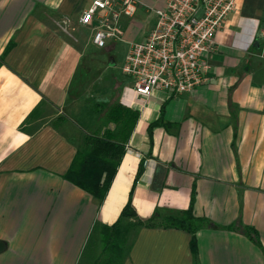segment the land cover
<instances>
[{
    "label": "crops",
    "instance_id": "crops-1",
    "mask_svg": "<svg viewBox=\"0 0 264 264\" xmlns=\"http://www.w3.org/2000/svg\"><path fill=\"white\" fill-rule=\"evenodd\" d=\"M93 1L0 0V264H97L101 230L129 198L142 221L191 205L208 225L195 254L185 231L141 228L121 264H264L236 229H253L264 251V0H235L206 59L209 81L190 94L138 96L120 70L108 104L138 118L102 202L63 179L83 132L66 113L91 71L89 47L115 59L145 40L165 0H138L122 41L104 49L78 23Z\"/></svg>",
    "mask_w": 264,
    "mask_h": 264
},
{
    "label": "built area",
    "instance_id": "built-area-1",
    "mask_svg": "<svg viewBox=\"0 0 264 264\" xmlns=\"http://www.w3.org/2000/svg\"><path fill=\"white\" fill-rule=\"evenodd\" d=\"M138 0H94L82 12L79 25H93L92 44L104 49L123 39L121 20L132 18ZM235 0H165L153 10L154 24L144 41L130 44L121 66L138 96L190 94L209 81L207 57L216 52L214 36Z\"/></svg>",
    "mask_w": 264,
    "mask_h": 264
},
{
    "label": "trees",
    "instance_id": "trees-1",
    "mask_svg": "<svg viewBox=\"0 0 264 264\" xmlns=\"http://www.w3.org/2000/svg\"><path fill=\"white\" fill-rule=\"evenodd\" d=\"M137 118L136 112L123 107L118 102L106 104L103 117L100 118L101 128L94 134L82 138L81 145L77 147L63 179L98 202H102L115 177L125 152L124 145L130 138ZM159 125H163L161 120L150 125L148 134ZM141 172L142 166L138 168L136 179ZM207 225L208 222L194 216L191 205L187 210L173 215L160 217L156 213L148 221H142L136 216L129 198L118 220L111 227H104L101 230L100 264H121L129 249L127 242L130 235L141 228L185 231L191 236L190 249L192 254H195V234ZM236 229L264 253L253 229L244 226Z\"/></svg>",
    "mask_w": 264,
    "mask_h": 264
},
{
    "label": "rangeland",
    "instance_id": "rangeland-1",
    "mask_svg": "<svg viewBox=\"0 0 264 264\" xmlns=\"http://www.w3.org/2000/svg\"><path fill=\"white\" fill-rule=\"evenodd\" d=\"M127 49L128 46L126 50L123 45L118 46L117 57L111 59L108 50H95L89 47L88 53L90 52L91 56L87 58L85 68L91 71L82 79L79 100L70 104L66 113L71 120L82 125L83 132H79L77 139L79 146L84 136L94 134L96 129L102 126L100 118L103 117L104 106L108 101H112L114 81L120 76L121 64ZM107 64H111L113 68L107 69V73L102 75Z\"/></svg>",
    "mask_w": 264,
    "mask_h": 264
},
{
    "label": "water",
    "instance_id": "water-1",
    "mask_svg": "<svg viewBox=\"0 0 264 264\" xmlns=\"http://www.w3.org/2000/svg\"><path fill=\"white\" fill-rule=\"evenodd\" d=\"M3 249H4V246H3V244H2V243H0V252H2V251H3Z\"/></svg>",
    "mask_w": 264,
    "mask_h": 264
}]
</instances>
